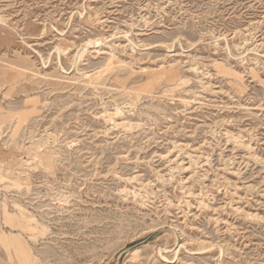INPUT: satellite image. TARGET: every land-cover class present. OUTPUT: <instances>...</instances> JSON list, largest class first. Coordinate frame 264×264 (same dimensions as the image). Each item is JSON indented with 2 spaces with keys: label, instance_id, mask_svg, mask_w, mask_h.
Returning <instances> with one entry per match:
<instances>
[{
  "label": "rangeland",
  "instance_id": "rangeland-1",
  "mask_svg": "<svg viewBox=\"0 0 264 264\" xmlns=\"http://www.w3.org/2000/svg\"><path fill=\"white\" fill-rule=\"evenodd\" d=\"M0 264H264V0H0Z\"/></svg>",
  "mask_w": 264,
  "mask_h": 264
}]
</instances>
